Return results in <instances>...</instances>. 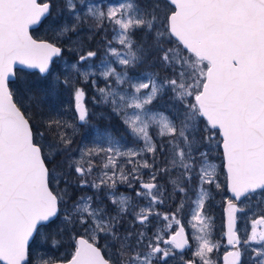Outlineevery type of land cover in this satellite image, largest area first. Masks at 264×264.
<instances>
[{
    "label": "snow or ice",
    "instance_id": "6c2138e0",
    "mask_svg": "<svg viewBox=\"0 0 264 264\" xmlns=\"http://www.w3.org/2000/svg\"><path fill=\"white\" fill-rule=\"evenodd\" d=\"M46 23L50 38L34 39ZM66 52L73 61L57 73ZM17 65L67 89L72 118L36 121L31 89L12 87ZM81 83L142 147L91 125ZM166 96L168 114L153 107ZM85 126L93 138L74 146ZM218 150L231 193L223 264H244L246 251L264 264V210L243 240L236 227L254 196L264 205V0H0V264H217L206 205L222 188L210 162ZM166 203L175 210L161 213ZM65 236L68 257L33 253Z\"/></svg>",
    "mask_w": 264,
    "mask_h": 264
},
{
    "label": "rangeland",
    "instance_id": "374dc122",
    "mask_svg": "<svg viewBox=\"0 0 264 264\" xmlns=\"http://www.w3.org/2000/svg\"><path fill=\"white\" fill-rule=\"evenodd\" d=\"M92 2L99 3V2H101V0H92ZM57 4H58V6L62 7L63 0H57ZM61 18L63 20H67V21L71 22V19H70L71 17L68 15V13H64L63 12L61 14ZM53 19H55V18H53ZM41 27H43L44 29L48 30L49 24L46 23L45 25H43ZM108 33L111 35V38H112V33L110 31H108ZM108 33H107V35H108ZM99 34H102V36L104 35L103 32H101ZM75 38L76 37L73 36V39H75ZM56 62L58 64V66L55 67V71L57 73H60L62 71V69H63L64 63L67 62V57L64 56L62 60H57ZM96 63H97V65L99 64V59H97ZM131 74L135 75L134 73H131ZM42 77H44V76H42ZM47 82L50 85H53L51 76H48V81ZM97 83L99 84V86L103 87V81L102 80H98ZM45 85H46V83L43 86H45ZM78 86L85 87V91H86L85 103L87 104L90 112L96 113V116L93 117L92 120H91V124L93 122H95V118L106 120V121L109 122V124H107L105 126V127H107L105 129H108L114 137H116V138L124 137L125 138L124 139V143H126L130 147L140 148V147L143 146L142 143L141 144H136V145L132 144V139L133 138L129 137L127 132L126 133L124 132L123 124L121 123L119 118H117V119L115 118V116L111 112L110 107H108L107 105H102V104H98V103H94L93 102L92 97L93 96H97V93L93 89L86 87L82 83L79 84ZM39 88H40V90H42L41 87H39ZM42 91H45V90H42ZM63 91H65V93H66L65 94L66 95V101L64 103L60 102L59 107L52 114L60 113L66 119H71L72 116L74 115V112L72 110L74 101H73L71 93L67 89H65L63 87ZM35 101H36V99H35ZM26 103H27V101H26ZM35 105H36V103H35ZM35 107H36V110L38 112H43V113L48 114V112H46L40 106H35ZM154 108L156 109V107H154ZM156 110L163 111V112H165V114H168L166 111H164L162 109H156ZM89 129H90V127L85 126L84 128L80 129V132L77 135V136H80L83 140L87 141L86 143H88L89 141L84 138V135H85L86 131L89 130ZM100 130L103 131V129H100ZM92 138H93V135L91 136V139ZM76 140H77V138L75 137L74 146H76ZM214 157L217 158V159H215ZM210 162L212 164L216 165L217 172L219 170V164H220L219 173L221 174V180L223 181V179L225 177H224L223 172L221 170L222 169V164H221L220 155H218V153L214 151L211 154ZM130 167L131 166L129 165L128 168H130ZM143 171L145 173H147L148 170L145 169ZM90 190L91 189L88 190V194H91ZM119 191L122 192V193H125V194H129V195L131 194V190L128 189L126 185L120 186L119 187ZM226 197L227 196H225V198ZM258 200H259V198L254 196L253 199L250 202H248L246 212L241 214L242 223H241L240 227H241V238H242V240L245 238L247 232L249 231L248 221H249L250 218H252L253 212H255L257 215H259L261 213V211L264 210V205H259ZM57 239L60 240V243L55 248H53V250L51 249L52 247H51L50 243H48L47 245L41 246L39 249L36 247L34 252H36L37 250L45 251L49 255H51V256H53L54 258H57V259H64V258L68 257L69 253L73 250L71 245L74 243V241L70 240L69 237H67V236L63 237L62 239L57 237ZM218 243H219V245H221V242H218ZM104 244H105V241H104ZM219 250H220V247H219ZM191 251H193V249H191ZM248 255H249V253L246 251L245 258H244V264H250V261L247 259ZM212 258H213L214 261H216L215 260L216 257L213 254H212ZM184 259H185V257H184ZM219 263L221 264V262H219ZM219 263H217V264H219ZM173 264H178V262L177 261H173Z\"/></svg>",
    "mask_w": 264,
    "mask_h": 264
},
{
    "label": "trees",
    "instance_id": "16d2710c",
    "mask_svg": "<svg viewBox=\"0 0 264 264\" xmlns=\"http://www.w3.org/2000/svg\"><path fill=\"white\" fill-rule=\"evenodd\" d=\"M61 6H58L60 8ZM64 13H67L64 11ZM71 19V18H70ZM110 31V30H109ZM111 32V31H110ZM32 34L35 38L37 39H49L50 38V33L47 29H44L43 27H38L37 29L32 30ZM82 36H87L90 35L88 32L87 25L84 26L83 31L81 32ZM102 37V34H97L92 40H88L86 42V47L91 48L95 50L97 48V42L100 41ZM108 38L111 39V35L108 33ZM103 54V49L101 48L100 50V55ZM74 55V54H73ZM73 55H69L67 52L65 53L64 56L67 57V62H72L73 61ZM58 64L57 62L55 63V67H57ZM142 71V69H136L132 73L136 74V72ZM160 73L161 76L166 75V72L163 69H156ZM48 77H42L38 71H28V70H23V69H18L17 70V77L14 80L12 87L14 89L18 90H27L31 89V92L34 94V99H30L27 101L29 105L35 104V106H40L43 108L46 112L48 113H53L60 105V102H65L66 101V93L63 91V86H54L50 85L48 82ZM46 83L45 86H43ZM42 88V91L40 88ZM171 94H168L170 96ZM168 96L165 97L164 100H161L159 102H154V107L156 109H162L169 113L170 111V105L171 101L168 99ZM36 99V101H35ZM72 103V102H71ZM38 111L36 110V107L32 108V114L34 115L36 121H39L40 116L38 115ZM46 114V113H45ZM117 119L118 117L115 116ZM107 124H109L108 121L103 120V119H98L95 118V122H93L91 125L96 126L99 129H105ZM124 132L125 127L123 125ZM94 135L93 129L90 128L89 130L86 131L84 138L88 140L89 142L91 141V136ZM76 146L83 143H86L87 141L83 140L80 136H76ZM220 151H215L220 155ZM150 155V154H149ZM223 187H225V178L222 181ZM226 192H221L218 194V198L213 201V205L215 207V212L218 216V219L221 220L222 222V207L224 204V196ZM128 220V219H127ZM223 225V223H222ZM50 243V242H49ZM51 245V243H50ZM37 245L33 244L32 250L33 253L35 254L34 250L36 249ZM53 250V248H51Z\"/></svg>",
    "mask_w": 264,
    "mask_h": 264
},
{
    "label": "flooded vegetation",
    "instance_id": "af4514ba",
    "mask_svg": "<svg viewBox=\"0 0 264 264\" xmlns=\"http://www.w3.org/2000/svg\"><path fill=\"white\" fill-rule=\"evenodd\" d=\"M215 158V157H214ZM217 159V158H215ZM219 170H220V164H219ZM219 170H218V179L222 185V188L220 190H217L215 188H212L211 189V199L210 201L208 202V204L206 205V211L208 213V215L212 218V224H213V231H212V237L215 241L217 242H221V245H220V250L218 252H214L213 255L216 257L215 260L217 263L221 262V264H223V260H222V257L224 255V253L228 250H230V247L227 246L226 244V239H225V213H224V207H225V204H226V198H231V194L227 191V188L226 186L223 187V183H222V180H221V174L219 173ZM145 179H147V176L145 175L144 177ZM163 183V181H161ZM120 186H123V185H120ZM170 184H169V188H170ZM92 192V190H90ZM221 192H226L225 193V196H227L225 198L224 196V204H223V207H222V222L220 219H218V216L215 212V207L213 205V201H215L217 198H218V194L221 193ZM160 212L161 213H164V212H168L169 210L171 211H174L175 210V207L173 204L171 203H166L165 205L163 206H160L159 208ZM241 214L242 213H237V216H238V222H237V230L239 231L240 235H241V223H242V218H241ZM128 221L131 222V217H127ZM185 222V226H186V229L188 228V225ZM223 223V225H222ZM128 225L125 224V227H127ZM157 226L158 225H150L149 228H150V231L148 232V235L149 236H152V234L157 230ZM175 227V225H173ZM242 240V238H241ZM104 245V240L101 239V241H99V245L98 246H103ZM109 255H111V252L108 253ZM185 259H192L193 256H192V251L191 249H186L185 250ZM220 264V263H219Z\"/></svg>",
    "mask_w": 264,
    "mask_h": 264
},
{
    "label": "water",
    "instance_id": "95a60500",
    "mask_svg": "<svg viewBox=\"0 0 264 264\" xmlns=\"http://www.w3.org/2000/svg\"><path fill=\"white\" fill-rule=\"evenodd\" d=\"M34 39H37L33 36ZM38 40H46V39H38ZM16 69H25V70H28V71H38V70H35V69H29L27 68L26 66H23V65H17L16 66ZM42 75V74H41ZM230 193V192H229ZM231 194V193H230ZM224 213H225V233H226V223H227V212H226V204H225V207H224ZM238 222V220H237ZM237 227V225H236ZM225 239H226V244H227V238H226V235H225ZM229 246V245H227ZM231 247V246H229ZM225 254V253H224Z\"/></svg>",
    "mask_w": 264,
    "mask_h": 264
}]
</instances>
